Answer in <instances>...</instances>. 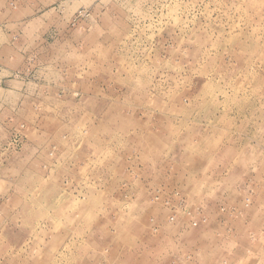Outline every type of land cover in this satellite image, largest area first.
<instances>
[{"label":"rangeland","instance_id":"374dc122","mask_svg":"<svg viewBox=\"0 0 264 264\" xmlns=\"http://www.w3.org/2000/svg\"><path fill=\"white\" fill-rule=\"evenodd\" d=\"M0 264H264V0H0Z\"/></svg>","mask_w":264,"mask_h":264},{"label":"crops","instance_id":"0c3cea01","mask_svg":"<svg viewBox=\"0 0 264 264\" xmlns=\"http://www.w3.org/2000/svg\"><path fill=\"white\" fill-rule=\"evenodd\" d=\"M183 234L180 233V235H179V233H177V237H175V238L179 239V240H181V239L184 240L185 237L183 236Z\"/></svg>","mask_w":264,"mask_h":264},{"label":"built area","instance_id":"2783aa9c","mask_svg":"<svg viewBox=\"0 0 264 264\" xmlns=\"http://www.w3.org/2000/svg\"><path fill=\"white\" fill-rule=\"evenodd\" d=\"M194 225H195V223H194Z\"/></svg>","mask_w":264,"mask_h":264}]
</instances>
